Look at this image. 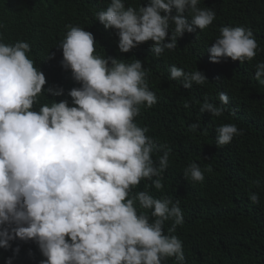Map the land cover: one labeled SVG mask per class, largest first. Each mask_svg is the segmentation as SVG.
Returning a JSON list of instances; mask_svg holds the SVG:
<instances>
[{
	"label": "clouds",
	"instance_id": "1",
	"mask_svg": "<svg viewBox=\"0 0 264 264\" xmlns=\"http://www.w3.org/2000/svg\"><path fill=\"white\" fill-rule=\"evenodd\" d=\"M199 5L200 0H149L147 6L126 7L125 0H110L95 15L106 30L116 31L120 53L151 41L159 58L175 50L185 33L213 24V8ZM66 27L61 66L80 85L67 92L71 103L41 104L42 95L62 97L64 89L45 88L46 77L29 58L28 42H0V249L13 252L5 264L19 255V246L13 248L17 239L36 244L40 264H166L170 258L185 264L182 241L171 234L184 223L179 200L133 191L143 180L163 190L171 153L136 122L142 107L157 103L143 62L101 56L91 32ZM258 49L250 29L225 26L207 52L211 63L243 64ZM169 72L187 90L209 82L199 70L173 65ZM255 79L264 85V62L256 65ZM218 98L221 106L205 100L200 113L221 117L229 97L220 92ZM216 134L217 146H224L243 132L224 124ZM204 171L191 163L183 176L203 182ZM249 198L253 204L260 201L258 193ZM168 221L172 227L165 234Z\"/></svg>",
	"mask_w": 264,
	"mask_h": 264
},
{
	"label": "trees",
	"instance_id": "2",
	"mask_svg": "<svg viewBox=\"0 0 264 264\" xmlns=\"http://www.w3.org/2000/svg\"><path fill=\"white\" fill-rule=\"evenodd\" d=\"M109 3L110 0H0V42H28L29 58L46 77L45 88L58 85L64 89L62 97L42 95L41 104H50L54 99H68L71 103L67 92L80 86L70 70L61 66L59 45L69 24L94 35L97 54L128 63L135 58L141 60L157 103L152 108L142 107L136 122L147 127V135L171 153L169 167L162 174L163 190L143 180L133 191L179 200L184 223L171 234L182 241L185 264H264V85L255 79L256 65L264 62V0H200V7L215 11L213 24L203 31L185 33L175 50H165L159 58L152 54L151 41L129 53L119 52L116 31L106 30L96 20L95 14ZM148 3L149 0H125L126 7ZM184 17L190 20L187 12ZM225 26L253 32L259 49L251 62H210L207 50ZM173 65L185 72L199 70L209 82L184 89L180 81L170 79L169 68ZM220 92L229 97L223 115L200 113L205 100L221 106ZM185 103L190 107L185 109ZM193 124H199V128L192 129ZM224 124H235L243 135L234 137L230 144L217 146L216 129ZM162 154L154 153L153 159ZM191 163L205 170L203 182L184 178V169ZM250 193L259 194L258 204L250 201ZM171 227V221L165 223V234ZM16 246L20 252L13 264H40L43 257L35 243L17 239L13 248ZM12 255L11 250L0 249V264ZM166 264H176L175 258Z\"/></svg>",
	"mask_w": 264,
	"mask_h": 264
}]
</instances>
